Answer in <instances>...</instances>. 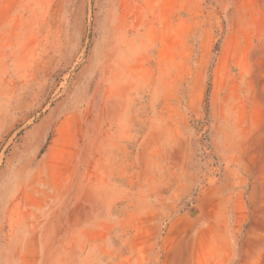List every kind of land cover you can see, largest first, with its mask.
<instances>
[{"label":"rangeland","instance_id":"obj_1","mask_svg":"<svg viewBox=\"0 0 264 264\" xmlns=\"http://www.w3.org/2000/svg\"><path fill=\"white\" fill-rule=\"evenodd\" d=\"M0 264H264V0H0Z\"/></svg>","mask_w":264,"mask_h":264}]
</instances>
